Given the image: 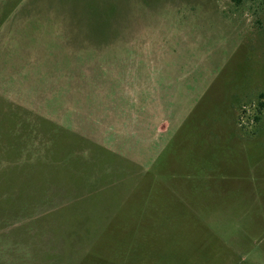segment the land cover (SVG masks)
<instances>
[{
	"label": "rangeland",
	"instance_id": "rangeland-1",
	"mask_svg": "<svg viewBox=\"0 0 264 264\" xmlns=\"http://www.w3.org/2000/svg\"><path fill=\"white\" fill-rule=\"evenodd\" d=\"M261 94L264 0H0V264H264Z\"/></svg>",
	"mask_w": 264,
	"mask_h": 264
},
{
	"label": "trees",
	"instance_id": "trees-1",
	"mask_svg": "<svg viewBox=\"0 0 264 264\" xmlns=\"http://www.w3.org/2000/svg\"><path fill=\"white\" fill-rule=\"evenodd\" d=\"M260 98H261V99L264 98V95L261 94ZM258 106H259L258 112H260L261 109H264V101L260 102V103L258 104ZM254 120L257 122V121L260 120V118L256 116Z\"/></svg>",
	"mask_w": 264,
	"mask_h": 264
}]
</instances>
